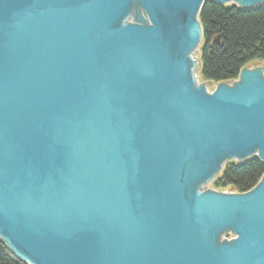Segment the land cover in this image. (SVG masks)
<instances>
[{"label":"water","instance_id":"1","mask_svg":"<svg viewBox=\"0 0 264 264\" xmlns=\"http://www.w3.org/2000/svg\"><path fill=\"white\" fill-rule=\"evenodd\" d=\"M205 1L0 0V240L19 260L264 264V173L198 191L264 161L263 70L195 86Z\"/></svg>","mask_w":264,"mask_h":264},{"label":"trees","instance_id":"2","mask_svg":"<svg viewBox=\"0 0 264 264\" xmlns=\"http://www.w3.org/2000/svg\"><path fill=\"white\" fill-rule=\"evenodd\" d=\"M197 17L202 30L199 73L205 82H233L250 61L264 60V3L245 8L206 0ZM263 173L264 161L256 156L240 163L230 161L211 186L216 191L229 188L244 193L258 183ZM0 264L26 263L0 240Z\"/></svg>","mask_w":264,"mask_h":264},{"label":"rangeland","instance_id":"3","mask_svg":"<svg viewBox=\"0 0 264 264\" xmlns=\"http://www.w3.org/2000/svg\"><path fill=\"white\" fill-rule=\"evenodd\" d=\"M200 51H201V43H200V46H198L197 48H196V50H195V53H194V58H195V61H196V66H195V71H196V77H197V79H198V83L199 84H204L205 86V91L206 92H211L213 89H214V85H215V83H208V82H205L203 79H202V77L200 76V73H199V61H200ZM246 67L248 68V69H261V70H263V73H264V60H262V59H254V60H252V61H250L247 65H246ZM229 84L230 85H232L233 84V82H229ZM232 159H229V160H225V164L226 163H228L229 161H231ZM223 167H224V165H223ZM222 167V168H223ZM218 175V174H217ZM216 175V176H217ZM215 176V177H216ZM211 181L212 180H210V181H208V182H206L205 184H203L202 185V187L201 188H199V192H205L206 190H214V189H212V186H211ZM220 192H224V193H230V192H233V190H231V189H229V188H227V189H225V190H223V191H220Z\"/></svg>","mask_w":264,"mask_h":264},{"label":"bare ground","instance_id":"4","mask_svg":"<svg viewBox=\"0 0 264 264\" xmlns=\"http://www.w3.org/2000/svg\"><path fill=\"white\" fill-rule=\"evenodd\" d=\"M195 50H196V47H195V49L191 50V52L188 54L190 56V58H191V61H192V68H193L195 86L204 87L203 85L198 83V79L196 77V71H195L196 61H195V58H194ZM206 182H208V181H204L202 183V185L205 184ZM198 190H199V188H198Z\"/></svg>","mask_w":264,"mask_h":264}]
</instances>
